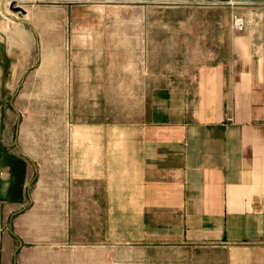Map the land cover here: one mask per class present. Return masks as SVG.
Instances as JSON below:
<instances>
[{
	"label": "crops",
	"instance_id": "1",
	"mask_svg": "<svg viewBox=\"0 0 264 264\" xmlns=\"http://www.w3.org/2000/svg\"><path fill=\"white\" fill-rule=\"evenodd\" d=\"M22 1L61 5L66 26L81 2L231 15L188 18L206 59L185 80L145 86L137 118L81 113L47 160L0 145V264H90L98 252L109 263L118 248L264 264V0Z\"/></svg>",
	"mask_w": 264,
	"mask_h": 264
},
{
	"label": "rangeland",
	"instance_id": "2",
	"mask_svg": "<svg viewBox=\"0 0 264 264\" xmlns=\"http://www.w3.org/2000/svg\"><path fill=\"white\" fill-rule=\"evenodd\" d=\"M0 1V145H18L36 161L56 155L54 146L66 143L67 131L80 122L81 113L109 112L115 122L140 116L145 86L185 80L206 59L201 57L203 41L192 38L188 18L231 15L226 6L140 12L121 3L96 7L81 2L71 10L66 26L59 4ZM143 18L147 21H140ZM67 33L74 39L65 40ZM196 44L200 55L195 54ZM67 71L77 88L66 87ZM91 73L95 82L86 88ZM219 259L214 258V264ZM210 260L170 249L118 248L113 262H104L98 252L92 253L90 264Z\"/></svg>",
	"mask_w": 264,
	"mask_h": 264
},
{
	"label": "built area",
	"instance_id": "3",
	"mask_svg": "<svg viewBox=\"0 0 264 264\" xmlns=\"http://www.w3.org/2000/svg\"><path fill=\"white\" fill-rule=\"evenodd\" d=\"M245 20L243 17L235 15L233 18L234 29L238 32H241L245 29Z\"/></svg>",
	"mask_w": 264,
	"mask_h": 264
}]
</instances>
